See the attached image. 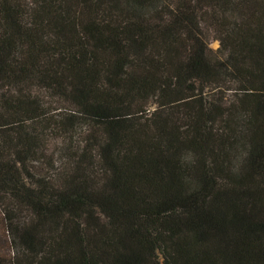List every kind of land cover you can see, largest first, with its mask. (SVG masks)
Here are the masks:
<instances>
[{
  "label": "trees",
  "instance_id": "16d2710c",
  "mask_svg": "<svg viewBox=\"0 0 264 264\" xmlns=\"http://www.w3.org/2000/svg\"><path fill=\"white\" fill-rule=\"evenodd\" d=\"M0 215V264H264V0H0Z\"/></svg>",
  "mask_w": 264,
  "mask_h": 264
},
{
  "label": "rangeland",
  "instance_id": "374dc122",
  "mask_svg": "<svg viewBox=\"0 0 264 264\" xmlns=\"http://www.w3.org/2000/svg\"><path fill=\"white\" fill-rule=\"evenodd\" d=\"M207 40L209 42V46L212 48V49H215L218 45V40L216 38L213 37V35L209 32L208 33V37H207ZM46 100H52L54 101L52 95L49 96H44ZM55 102V101H54ZM56 104H59V106H62L64 105V103H60V102H55ZM42 164H44L45 162L42 160L41 162ZM8 236L6 235V232L4 231V227H3V222H2V219H1V215H0V253H4V254H9L11 253L12 249L11 247L9 246V243H8Z\"/></svg>",
  "mask_w": 264,
  "mask_h": 264
}]
</instances>
